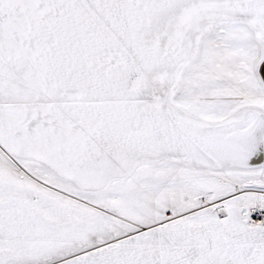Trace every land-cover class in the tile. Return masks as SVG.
<instances>
[{
  "label": "snow or ice",
  "instance_id": "1",
  "mask_svg": "<svg viewBox=\"0 0 264 264\" xmlns=\"http://www.w3.org/2000/svg\"><path fill=\"white\" fill-rule=\"evenodd\" d=\"M0 264H264V0H0Z\"/></svg>",
  "mask_w": 264,
  "mask_h": 264
}]
</instances>
